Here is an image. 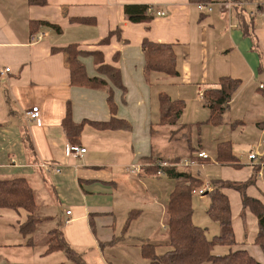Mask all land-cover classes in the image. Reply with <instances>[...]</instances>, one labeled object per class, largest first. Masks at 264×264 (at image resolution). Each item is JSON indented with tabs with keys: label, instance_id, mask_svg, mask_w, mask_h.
<instances>
[{
	"label": "crops",
	"instance_id": "1",
	"mask_svg": "<svg viewBox=\"0 0 264 264\" xmlns=\"http://www.w3.org/2000/svg\"><path fill=\"white\" fill-rule=\"evenodd\" d=\"M129 4L150 5L166 12V16L155 17L150 23H132L124 14V6ZM208 6L211 10L201 12L198 5L189 0H48L45 7L31 6L27 0H0V70L10 69L8 77H0V178H26L35 191L38 214L45 219L34 234L31 246L28 244L31 237H24L20 232L28 213L0 209V236L3 238L0 248H39L41 245L40 256L50 258L54 254H46L48 235L61 226L69 245L86 264H151L142 256L144 244L155 245L157 252L162 246L170 250L165 227L168 202L164 199L168 193L171 195L175 180L162 169V175L146 173L142 159L154 156L174 161L188 157L194 148L191 149L192 144H188L183 134H189L191 141L190 129L194 130L199 124L198 130L210 131L208 126L211 125L207 124L210 110L203 105V94L215 88L221 77L227 76L241 80V87L222 125L234 131L232 123L241 121L243 124L237 129L253 126L264 139V0H245L243 7L226 0H213ZM237 7L254 19L257 51L239 25ZM75 18L95 19L97 23L93 26L78 24L71 21ZM33 21L59 26L62 33L41 28L37 34H32L30 23ZM118 28L122 30V40L113 37L109 45L101 46L100 42ZM145 38L172 45L179 71L177 77L163 73L147 76L142 49ZM70 44L78 45L83 51L101 52L106 64L121 70L125 92L114 89L117 119L130 128L103 130L92 124L111 120L108 94L71 86L65 55L52 52L53 48ZM117 53L120 60L115 63ZM81 60L89 77H99L92 57ZM161 93L186 104L177 126L158 125ZM69 105L73 121L82 125L77 143L87 149L82 158L66 155L71 142L63 122ZM35 107L41 113L38 122L26 117L27 111ZM184 125L192 126L188 130ZM181 127L187 131H181ZM153 129L157 131L154 135ZM25 130L29 132L36 155L26 151ZM228 141L234 144L226 135L215 139L214 143L217 147L218 143ZM261 148L258 144V150ZM259 153L260 160L264 149ZM234 154L243 168L223 166L211 162L209 157L208 167L203 168L212 175L213 168L217 169L219 178L215 179L194 174L198 167L196 161L189 167L161 164L187 172L202 182L217 179L247 183L252 180L247 194L264 204V162L255 175L257 166H251L249 159L244 164L235 151ZM43 164L51 167L47 170ZM137 167L141 170L132 172L131 169ZM164 178L174 181L170 183ZM223 192L231 203L237 242L231 251L245 250L264 264V253L255 244L259 230L257 218L243 208L239 192L230 189ZM207 197H201V201L205 202ZM134 204L144 209L142 214L148 213L152 220L138 222L133 230L130 227L126 231L120 224L126 219L124 222L121 219ZM194 211V223L204 228L199 219L196 223ZM204 216H208L207 211ZM219 227H215V233ZM205 229L207 235L210 228ZM250 248L255 250V255ZM61 263L70 264V260Z\"/></svg>",
	"mask_w": 264,
	"mask_h": 264
},
{
	"label": "trees",
	"instance_id": "2",
	"mask_svg": "<svg viewBox=\"0 0 264 264\" xmlns=\"http://www.w3.org/2000/svg\"><path fill=\"white\" fill-rule=\"evenodd\" d=\"M237 4L241 0H226ZM31 6L45 7L48 0H27ZM193 5H209L213 0H189ZM153 7L143 4H129L124 6L126 20L132 23H150L154 20V15L150 13ZM238 10V20L244 35L253 41V48L257 51V38L254 33V19L249 18L241 8ZM72 22L93 26L97 23L95 19L75 18ZM41 28L53 29L55 33L61 34L62 29L59 26L49 22L33 21L30 23L32 34H37ZM113 37L122 40V30L118 28L111 31L100 44L106 46L111 43ZM145 56L147 76L151 73H163L169 77H177V59L172 45L158 44L145 38L142 44ZM53 53H62L66 57V63L71 75L72 87H84L95 90H102L108 94V105L111 112V120L108 123H92L94 126L103 130H119L122 127L130 128L129 125L117 119V104L115 102L114 89L118 88L125 92L122 81V73L118 67L106 64L103 54L99 51L87 52L79 48L78 45L70 44L63 48H53ZM261 56V54H260ZM92 57L97 65L99 77L91 78L88 76L86 67L82 58ZM115 63L120 60V54L114 57ZM241 87V80L230 76L221 77L215 88H209L204 92L203 105L210 110V117L207 124L218 127L224 122L226 113L230 104ZM8 103H10L7 98ZM186 104L183 100H173L168 94L161 93L159 96L160 122L159 126L172 127L177 126L181 116L184 113ZM243 124L241 121L233 123L235 128ZM63 127L71 145L78 146L80 141L82 125L73 121L71 107L68 106L67 116L63 122ZM188 130L190 128L186 127ZM181 127V131L187 129ZM157 131L152 130V135ZM188 144L189 134H183ZM26 151L30 155H36L34 144L29 132L25 130L23 134ZM192 149L190 154L192 162L196 161L201 165L210 163L209 158L203 159ZM199 152V151H198ZM202 153V152H200ZM199 153V154H200ZM143 170L148 174H157L161 169L164 174L175 180V187L170 195L166 207V231L168 234V247L170 250L163 255L157 253V247L153 244H144L142 246V256L149 260L151 264H261L249 252L245 250L231 251L227 255L217 256L213 254V249L217 244L232 248L237 244L233 228V217L229 197L223 192L224 189L235 190L241 194L243 208L249 209L258 220V233L255 244L264 253V204L261 200L253 198L247 194L248 187L252 180L247 183H237L224 180L211 181L212 190L206 195L210 199V205L207 214L210 219L218 223L221 228V234L215 236L212 240L207 238L205 228L197 226L193 221L194 207L193 201L195 192L202 188L203 182L186 172H179L175 167H162L161 163H167L171 166L181 161L180 158L167 160L163 158H143ZM160 161V163H158ZM215 161L223 166H230L235 169L243 168L240 160L233 151L232 142H220L217 144ZM264 157L259 160V165L254 168V174H258L261 169V163ZM169 165V166H170ZM0 209L24 210L28 213V218L20 227V232L24 237H31L28 244L33 246V236L39 225L45 219L38 214L39 205L36 194L30 182L26 178L2 179L0 178ZM140 212H131L129 223L140 216ZM64 253L70 260V264H86L82 256L73 249L60 226L50 231L47 239V255L55 253ZM66 264V263H60Z\"/></svg>",
	"mask_w": 264,
	"mask_h": 264
},
{
	"label": "rangeland",
	"instance_id": "3",
	"mask_svg": "<svg viewBox=\"0 0 264 264\" xmlns=\"http://www.w3.org/2000/svg\"><path fill=\"white\" fill-rule=\"evenodd\" d=\"M247 3V1H246ZM264 88V87H262ZM160 122V121H159ZM235 123V122H234ZM224 124V123H223ZM233 125V123H232ZM231 125V126H232ZM190 127L192 125H189ZM188 125H184V127H188ZM201 126V124L199 125H195V129L192 130V127L190 129V138H191V144L195 150L197 151H201V152H205L207 154L208 157H210L211 162H215V157H216V143H214L215 139H220V137H222L223 135H226L228 137H230L233 142H234V151L236 154L239 155V157L242 159V162L244 164H246L248 162L249 156L251 155H256L258 156L257 160L255 162H250L251 166H258L259 165V157H260V151H263L264 149V139H261V137H259V134L256 130V128H254L253 126H248V128L242 129V128H232L234 131H231L230 128H224V125H221L220 127H215V126H208L210 131H205V130H198L197 127ZM185 143V142H184ZM186 144V143H185ZM258 144L262 145V148L260 150H258ZM204 150V151H203ZM196 153V152H195ZM188 157H183L180 158L181 161L179 163H177V166H181V167H189L192 165V161L190 160V158L192 157L191 154H187ZM168 160V159H167ZM189 160V161H188ZM170 161V160H169ZM198 166L197 168L194 169V174L200 173V176L202 178H205L206 175L211 176L212 179L215 178H219L216 177L217 176V172L218 170L213 168L212 173H210L208 170L205 171V168H207V165L201 166L199 163H196ZM174 165V164H173ZM200 165V166H199ZM205 167V168H203ZM132 171H134V168L131 169ZM187 173V172H186ZM144 174V172H143ZM155 176H157V174H154ZM153 176V175H152ZM167 179V181H170V183L174 180H170L168 178H164ZM217 180V179H216ZM175 183V182H174ZM174 190V189H173ZM173 192V191H172ZM172 194V193H171ZM201 197L204 196H198L195 194L194 196V201H193V207L196 210V218L195 221L198 224L199 220L201 221L202 225L204 228L209 227L210 231L207 234V237L209 240H212L215 236H219L221 234V228L219 226H215V224L208 218V216H204L206 211L209 208L210 205V199L209 197L205 198V202L201 201ZM170 199V195L168 193V197L167 202H169ZM136 204L132 205L129 209V211L127 213H124V216L122 217L121 221L124 222L120 223L122 224V226L124 225V228L126 229V231L130 230V227H132V230L134 229L133 227H135L136 223L138 222H143L144 220H146V222H150L152 220L151 216L142 211L144 209H139V207H135ZM129 207V205H127ZM131 212H140V216L133 219L130 223H129V217H130V213ZM42 212H40L41 214ZM142 215V216H141ZM199 219V220H198ZM206 220V223H204ZM120 221V222H121ZM135 222V223H134ZM134 223V224H133ZM132 225V226H131ZM166 225V222H165ZM215 227H219L218 232L215 233L214 229ZM39 237V241H40ZM0 241H3V238L0 236ZM162 246L161 248L158 249V254L159 255H163L165 254L168 249ZM255 249L259 248L256 246ZM43 250V248L41 247V245L39 246V248H0V264H58L61 262H67L65 260L67 256H63L65 254H54L53 256H51L50 258H47L48 256H45L44 258H42L41 255V251ZM232 248H229L228 246H224L221 244H217L214 248V254L217 256H223L224 254L227 255L231 252ZM250 251L252 252V254H256L255 250H253V248H250Z\"/></svg>",
	"mask_w": 264,
	"mask_h": 264
},
{
	"label": "built area",
	"instance_id": "4",
	"mask_svg": "<svg viewBox=\"0 0 264 264\" xmlns=\"http://www.w3.org/2000/svg\"><path fill=\"white\" fill-rule=\"evenodd\" d=\"M238 7H243L245 5V0H241L240 2H238L237 4H235ZM199 9L201 12H204L205 10H211L209 8L208 5H198ZM150 13L152 15H154V17H164L166 16V12L164 11H159V10H155L154 8H152L150 10ZM252 16H254V14H252ZM10 74V69L6 68V69H1L0 70V77H8V75ZM200 95H202V93H200ZM204 95V94H203ZM26 117L29 121L32 122H38L40 121L41 118V113H40V109L38 107L33 108L30 111H27L26 113ZM87 153V149L81 147V146H75V145H68L67 149H66V155L67 157H77V158H82L83 156H85ZM200 158L203 159H208L209 157L207 156L206 153L202 152L199 154ZM258 156L256 155H251L249 156V160L251 162H255L257 160ZM161 166H163V164H161ZM44 168H47V170H49V167H51L50 165L47 164H43ZM57 170V169H56ZM141 169L140 167L134 168V171L132 172H139ZM60 170L58 169L57 172H59ZM158 175H162V172L159 171L157 173ZM212 190V185L208 180H205L203 182V186L201 189L197 190L195 192L196 195L198 196H205L208 192H210ZM68 215H71V212L67 213Z\"/></svg>",
	"mask_w": 264,
	"mask_h": 264
}]
</instances>
